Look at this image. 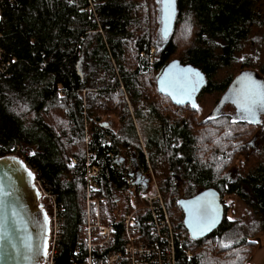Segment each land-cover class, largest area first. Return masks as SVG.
Returning a JSON list of instances; mask_svg holds the SVG:
<instances>
[{
	"label": "trees",
	"instance_id": "16d2710c",
	"mask_svg": "<svg viewBox=\"0 0 264 264\" xmlns=\"http://www.w3.org/2000/svg\"><path fill=\"white\" fill-rule=\"evenodd\" d=\"M0 9V49L10 61L8 75L0 76V157L22 155L54 195L62 220L54 264L81 260L77 246L85 251L88 154L101 166L103 217L114 221L132 205L136 187L127 182L130 164L120 158L134 152L141 169L151 162L160 175L178 264H249L258 248L252 239L219 246L236 224L227 219L231 204L224 202L217 230L193 239L177 201L214 187L223 200L241 198L264 230V115L259 124H232L231 115L216 112L238 76L254 72L264 80V0H178L175 29L159 43L156 0H0ZM174 59L205 75L199 110L158 91L159 72ZM112 116L119 122L114 129L103 124ZM138 123L148 131L145 145Z\"/></svg>",
	"mask_w": 264,
	"mask_h": 264
},
{
	"label": "built area",
	"instance_id": "2783aa9c",
	"mask_svg": "<svg viewBox=\"0 0 264 264\" xmlns=\"http://www.w3.org/2000/svg\"><path fill=\"white\" fill-rule=\"evenodd\" d=\"M9 66L10 61L3 59L0 49V76L8 75ZM93 158L88 157L85 174V251L81 246L76 247L75 254H83V257L74 260L73 264H178V239L159 186L153 184V191L141 192V205L119 213L117 220H107L103 217L104 196L97 180L101 166L95 164ZM35 183L42 194L45 189L36 175ZM58 212L59 207L53 201L51 213L54 221L46 264H54L61 237L62 220ZM117 222L122 226L120 232Z\"/></svg>",
	"mask_w": 264,
	"mask_h": 264
},
{
	"label": "water",
	"instance_id": "95a60500",
	"mask_svg": "<svg viewBox=\"0 0 264 264\" xmlns=\"http://www.w3.org/2000/svg\"><path fill=\"white\" fill-rule=\"evenodd\" d=\"M176 9V16L170 26L169 36L165 38V40H168L171 37L175 29L176 19L178 15V0H176ZM1 20L2 14L0 9V22ZM174 62L176 67H172ZM184 69H192L196 72H199L200 75L203 77V80L200 82L197 90L192 95V100L197 103V95L201 91L202 87L205 85V75L198 67H195L192 64H183L179 59L172 60L159 72L158 91L163 95L168 96L166 92H161L159 90L161 87V79L165 77L166 74H176ZM243 76L244 75H240L236 78L230 90L235 89L239 91L245 86V81L242 79ZM230 90H228V92ZM171 100L176 105H190L187 100H185L182 104H177L172 98ZM12 157H16V160L19 163H14L11 159ZM25 168H27L28 171L32 172L34 179H30L28 177L27 172L24 170ZM35 175L36 174L33 169L24 161L21 156L16 154H9L0 157V184L4 185L6 191L9 189L11 190V195L7 198H4V203L6 205H11L12 207H14L16 211L20 214V217L23 221L22 225L14 224L13 217L10 215L9 212L4 211L0 213L6 216V219L3 221L6 233L5 231H0V264H36V259H25L26 250L24 248V244L26 241L30 242L34 247L39 246L41 248V255L37 258L39 260V264H44L46 261L47 256L43 255V245L44 241L46 240L48 253L49 239L51 233V222L46 209L42 205V194L41 190L35 183ZM209 193L213 194L215 198V203L220 210V222L210 230L205 231L199 235H195L194 238V233L189 227V216L185 211V207L187 206L188 202H192L199 198H204L205 194ZM207 198L211 199L212 196H209ZM179 201L181 202L179 203V205L184 213V226L186 227L187 231L189 232V235L193 239H200L209 236L215 230H217L224 221V203L220 192L214 187L203 189L191 197L180 198ZM45 214L48 217V222L46 225L44 222ZM13 245L15 247H13Z\"/></svg>",
	"mask_w": 264,
	"mask_h": 264
},
{
	"label": "snow or ice",
	"instance_id": "6c2138e0",
	"mask_svg": "<svg viewBox=\"0 0 264 264\" xmlns=\"http://www.w3.org/2000/svg\"><path fill=\"white\" fill-rule=\"evenodd\" d=\"M72 0H69L71 3ZM157 4L160 5V23L162 25L159 31V42H163L165 38L169 36L170 26L173 19L176 16V0H156ZM191 33V23L190 17L184 21L182 35L184 38H187ZM241 60L244 57H240ZM172 67H176L175 62ZM242 79L245 81V86L240 89L233 99V103L236 105V109L241 113V118L246 120L248 123L259 124L260 119L258 118V113H264V84H260L256 80H253L247 74H244ZM203 80V77L199 72H196L192 69H184L179 73L166 74L160 81L161 92H166L177 104L184 103L187 100L193 109L199 110L198 105L195 101L192 100L193 93L197 90L200 82ZM26 110V108H25ZM15 111V109H11ZM219 111V109H218ZM209 119H214V117H209ZM232 124L236 123V119L233 118L231 121ZM107 126V125H106ZM227 136H231V132L228 131L225 133ZM179 147V145H177ZM29 155H35V153H29ZM14 163H19L16 160V157L11 158ZM22 166V165H21ZM72 167V165H69ZM219 165L217 166V170ZM27 172V175L30 179H34L32 172L28 171L27 168L24 169ZM7 175V174H5ZM11 195V190H5L4 185L0 184V213L7 211L13 217L14 224H23L20 214L16 211L11 205H6L4 203V198H7ZM212 196L211 199L207 197ZM177 203H181L177 201ZM43 210V209H42ZM185 211L189 216V227L192 229L195 235H199L205 231L210 230L215 227L219 222L220 210L215 203V198L213 194H205L204 198H199L192 202H188L185 207ZM6 219V216L0 214V231H5L3 221ZM228 221H232L233 217H227ZM45 225L48 222V217L45 214L44 217ZM254 223V222H253ZM235 240L234 235L226 234L223 238L220 239V247L227 249L230 248ZM255 243V241H251ZM13 247H15L13 245ZM24 248L26 250L25 259H36V264H39L37 259L41 255V248L39 246L34 247L30 242H25ZM43 255L47 256V241H44L43 245ZM238 259L243 260V257Z\"/></svg>",
	"mask_w": 264,
	"mask_h": 264
},
{
	"label": "rangeland",
	"instance_id": "374dc122",
	"mask_svg": "<svg viewBox=\"0 0 264 264\" xmlns=\"http://www.w3.org/2000/svg\"><path fill=\"white\" fill-rule=\"evenodd\" d=\"M154 53H155V49L152 48L150 51V54L152 57H154ZM234 70L235 69H232L229 71H222L221 76H224L228 73H231ZM247 75L250 76L253 80H256L257 82H259L260 84H264V80L261 77L257 76L254 72L253 73L248 72ZM237 92H238V90H235V89L230 90L229 92H226L224 94L225 96H224L223 100L219 103L218 107L216 108V112L229 114V115H231V117H233L235 119L244 120L241 118V113L237 111L236 105L232 102L233 99H235V95ZM213 97H214V95H210V96H206L204 98L205 99L204 102H205V104H207V106L212 105ZM218 109H219V111H218ZM263 115H264V113H258V117H261ZM105 118H107V117H105ZM118 125H119L118 120H116V118L112 116V118L110 120V127L114 129V128H117ZM143 125H145V127L147 129L150 126L149 124H146V123H143ZM137 129H138L139 134H140V140H141L142 144L145 145L146 138L148 136V131L142 126V124H139V123H138ZM256 145L257 146L259 145L258 140H256ZM15 154L22 157V155H20L19 153H15ZM89 156H91V159L94 157L90 153L88 154V157ZM70 161L72 164H76L75 157H72L70 159ZM86 165H88V164L86 163ZM150 165L153 169L154 175H156V172L154 171V166H152V164H150ZM35 174H36V172H35ZM36 177H37V174H36ZM154 177L156 178V176H154ZM129 180H130V178L128 177L127 182ZM153 181H154L153 184L155 186L156 185L160 186L157 178L153 179ZM154 185H152L149 188L145 187V189L143 191H146L147 189L150 191H153L155 188ZM53 201H54V197L52 194L48 193L47 190H44V192L42 191L41 202H42L43 207L46 209V211L48 213L51 224L54 221V215H52V213H51V204H53ZM136 202H138L139 205H141L143 203L138 190L135 191V189H134V192L131 194L130 203L133 205ZM224 202L232 205L233 208H232V211L229 212V216L233 217V219L236 220V224L231 225L229 227L230 230L227 231L226 234L234 235L236 241H239L241 239L250 238V240L255 239L256 244H259V242L260 243L264 242V230H263L262 218L259 215H257V213L255 211H253V209L249 205H247L241 198H239L235 195L226 196ZM132 205H131V207H133ZM120 208L123 209V201L121 202ZM60 221H61V219H60ZM177 232H183V234L185 235V232L183 230H178ZM48 254H49V251L47 253V257L49 256ZM191 255H192L191 253L188 254V256H191ZM46 261L44 264L47 263Z\"/></svg>",
	"mask_w": 264,
	"mask_h": 264
},
{
	"label": "flooded vegetation",
	"instance_id": "af4514ba",
	"mask_svg": "<svg viewBox=\"0 0 264 264\" xmlns=\"http://www.w3.org/2000/svg\"><path fill=\"white\" fill-rule=\"evenodd\" d=\"M103 124L109 125L110 123L105 122ZM157 135H158V140L160 141V121H158V124H157ZM120 162H125L127 164H130V166L128 167L129 168L128 174H129L130 180L128 182L131 183L134 186V188L136 187L135 191L136 189H138V192H140V194L141 192H143L145 187L149 188L153 185V182H154L153 179L157 178L160 184V175L159 176L157 174L154 175L153 169L150 165L152 163L151 162L149 163L148 170L141 169L135 152L133 153L132 156L129 157V159L121 157ZM154 176H156V178ZM177 177L178 179H180L181 176H177ZM183 217H184V213H183Z\"/></svg>",
	"mask_w": 264,
	"mask_h": 264
},
{
	"label": "crops",
	"instance_id": "0c3cea01",
	"mask_svg": "<svg viewBox=\"0 0 264 264\" xmlns=\"http://www.w3.org/2000/svg\"><path fill=\"white\" fill-rule=\"evenodd\" d=\"M148 190V189H147ZM252 241H256L252 239ZM249 264H264V242H259L258 248L254 254V258Z\"/></svg>",
	"mask_w": 264,
	"mask_h": 264
},
{
	"label": "bare ground",
	"instance_id": "6f19581e",
	"mask_svg": "<svg viewBox=\"0 0 264 264\" xmlns=\"http://www.w3.org/2000/svg\"><path fill=\"white\" fill-rule=\"evenodd\" d=\"M148 191H150V190H148ZM223 200V199H222ZM223 203H224V200H223ZM168 210V209H167ZM85 246V245H84Z\"/></svg>",
	"mask_w": 264,
	"mask_h": 264
}]
</instances>
